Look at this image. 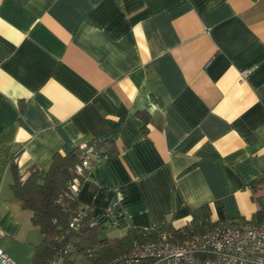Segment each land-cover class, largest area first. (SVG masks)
Returning <instances> with one entry per match:
<instances>
[{"label": "crops", "instance_id": "obj_1", "mask_svg": "<svg viewBox=\"0 0 264 264\" xmlns=\"http://www.w3.org/2000/svg\"><path fill=\"white\" fill-rule=\"evenodd\" d=\"M92 140L115 148L76 196L94 217L115 202L125 230L179 227L204 205L212 220H251L264 0H0V246L15 264L41 234L10 189L11 158L44 174Z\"/></svg>", "mask_w": 264, "mask_h": 264}, {"label": "trees", "instance_id": "obj_2", "mask_svg": "<svg viewBox=\"0 0 264 264\" xmlns=\"http://www.w3.org/2000/svg\"><path fill=\"white\" fill-rule=\"evenodd\" d=\"M141 119L147 121V115L140 113ZM94 148L98 158L103 155H113L115 148L112 141L92 140L85 143ZM83 147L62 154L54 153L44 172L38 169H29L25 175L18 172V167L13 157L9 169L12 174L10 189L20 206L31 212V222L41 234L40 242L34 246L32 255L33 264H50L58 251L65 256L69 264L84 261L85 264H102L127 249L140 239L143 233L158 231L160 229H176L170 224H164L153 229H139L128 227L120 236L106 234L110 224L114 223L122 214V210L109 208L104 219L92 215V205L86 208V216L78 228L70 227L72 217L81 209L77 197H71L67 183L77 177L80 184L87 176V170L80 175L76 171L81 161ZM258 182H264L261 178ZM259 208L252 215L253 222L264 221V195L257 198ZM208 205L199 207L192 212L193 220H210ZM244 220V219H239ZM124 227V226H123ZM88 250L92 255L88 256ZM81 256L82 259H77Z\"/></svg>", "mask_w": 264, "mask_h": 264}, {"label": "built area", "instance_id": "obj_3", "mask_svg": "<svg viewBox=\"0 0 264 264\" xmlns=\"http://www.w3.org/2000/svg\"><path fill=\"white\" fill-rule=\"evenodd\" d=\"M247 73L245 69L240 75L243 77ZM81 147L82 157L76 167L80 175L98 159L92 146L83 144ZM67 185L71 197H76L81 185L78 178L71 179ZM116 204L112 203L110 208L117 209ZM88 206L85 204L84 209L72 217L70 227L80 226ZM106 212L102 219L107 215ZM102 219L99 217L98 221ZM115 222L110 227L115 226ZM2 236L0 229V239ZM88 251L87 257H90L93 253L92 250ZM0 264H15L1 246ZM50 264L69 263L63 253L58 251ZM102 264H264V221L190 218L176 229L143 233L138 241Z\"/></svg>", "mask_w": 264, "mask_h": 264}, {"label": "rangeland", "instance_id": "obj_4", "mask_svg": "<svg viewBox=\"0 0 264 264\" xmlns=\"http://www.w3.org/2000/svg\"><path fill=\"white\" fill-rule=\"evenodd\" d=\"M124 230H125L124 228L121 229L117 226H112L108 228L106 234L109 236L120 235L124 232ZM77 258L80 260L82 259L81 256ZM16 264H33L32 263V252H27V253L23 252L21 256L19 257V260L16 262ZM78 264H80V262H78Z\"/></svg>", "mask_w": 264, "mask_h": 264}]
</instances>
